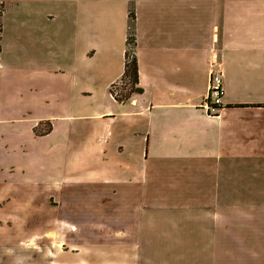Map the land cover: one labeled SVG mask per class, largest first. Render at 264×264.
I'll list each match as a JSON object with an SVG mask.
<instances>
[{
	"label": "crops",
	"instance_id": "crops-1",
	"mask_svg": "<svg viewBox=\"0 0 264 264\" xmlns=\"http://www.w3.org/2000/svg\"><path fill=\"white\" fill-rule=\"evenodd\" d=\"M130 7L143 90L118 102L110 87L123 73ZM0 22V121L23 120L32 136L11 162H43L32 175L24 166L21 180L12 175L0 184V211L21 212L22 226L45 208L116 207L140 188L146 174L136 166L148 160L150 142L148 128L138 129L149 126L152 111L213 130L221 116L251 117L252 128L264 118V0H11ZM212 67L221 73L222 95L221 108L210 112L203 100ZM249 84L245 98L259 105L226 107L250 103L230 101ZM254 88L262 90L257 99ZM54 132L63 138L37 141ZM82 213L83 227L99 226ZM61 223L76 226L62 217L51 226Z\"/></svg>",
	"mask_w": 264,
	"mask_h": 264
},
{
	"label": "rangeland",
	"instance_id": "rangeland-1",
	"mask_svg": "<svg viewBox=\"0 0 264 264\" xmlns=\"http://www.w3.org/2000/svg\"><path fill=\"white\" fill-rule=\"evenodd\" d=\"M10 3L0 0V15ZM247 86L252 84L233 92L230 101H258L245 98L251 93ZM113 90L121 92L122 84ZM252 91L256 99L262 94L260 88ZM149 96L147 91L143 98ZM136 114L150 111L132 118ZM151 114L149 126L138 129L148 128L150 142L148 160L136 166L140 176L146 174L140 188L116 207L34 211L24 226L21 212L0 211V264H264V118L252 128L251 117L221 116L213 130L189 122L190 127L173 114ZM31 137L23 120L0 121V184L12 175L21 180L24 166L30 175L33 167L41 169L42 161L23 167L11 162L14 149L28 148ZM61 138L54 132L37 141L44 146ZM81 213L93 215L99 226L83 227ZM60 217L76 226H51Z\"/></svg>",
	"mask_w": 264,
	"mask_h": 264
},
{
	"label": "trees",
	"instance_id": "trees-1",
	"mask_svg": "<svg viewBox=\"0 0 264 264\" xmlns=\"http://www.w3.org/2000/svg\"><path fill=\"white\" fill-rule=\"evenodd\" d=\"M128 23H127V34L125 39V50H124V69L123 73L120 77V83L122 84L121 92H114L113 86L116 84H112L110 87V93L114 97V99L118 102H125L133 94L142 93V87L138 84V66L137 59L135 54V27H134V11L133 8L130 7L127 13ZM257 106L259 104H229L226 107H243V106ZM216 108H221L220 105L215 106ZM48 123V122H47ZM50 129V125L42 133H47Z\"/></svg>",
	"mask_w": 264,
	"mask_h": 264
},
{
	"label": "built area",
	"instance_id": "built-area-1",
	"mask_svg": "<svg viewBox=\"0 0 264 264\" xmlns=\"http://www.w3.org/2000/svg\"><path fill=\"white\" fill-rule=\"evenodd\" d=\"M222 95V80L221 73L213 69H210V76L208 82V92L207 97L205 98V107L208 110H216L215 106L220 105V98Z\"/></svg>",
	"mask_w": 264,
	"mask_h": 264
}]
</instances>
